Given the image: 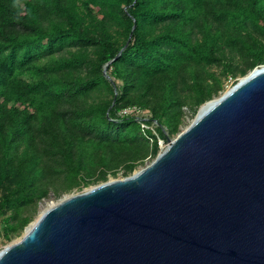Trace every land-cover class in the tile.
<instances>
[{"label": "trees", "instance_id": "1", "mask_svg": "<svg viewBox=\"0 0 264 264\" xmlns=\"http://www.w3.org/2000/svg\"><path fill=\"white\" fill-rule=\"evenodd\" d=\"M261 38L264 0H0L3 236L51 191L157 151L184 108L263 64ZM129 106L156 135L118 115Z\"/></svg>", "mask_w": 264, "mask_h": 264}, {"label": "water", "instance_id": "2", "mask_svg": "<svg viewBox=\"0 0 264 264\" xmlns=\"http://www.w3.org/2000/svg\"><path fill=\"white\" fill-rule=\"evenodd\" d=\"M166 141L135 175L52 204L0 264H264V67Z\"/></svg>", "mask_w": 264, "mask_h": 264}, {"label": "rangeland", "instance_id": "3", "mask_svg": "<svg viewBox=\"0 0 264 264\" xmlns=\"http://www.w3.org/2000/svg\"><path fill=\"white\" fill-rule=\"evenodd\" d=\"M101 18H102L101 15H97V13L95 14V19L100 20ZM260 40L262 44L264 45V38H261ZM261 67H264V62L261 65L254 66L253 68L247 70L245 74L238 73L235 78H231V77H227V79L222 78L221 90L216 95H213L205 103L200 105L196 109L195 113H191L187 108H184V114L180 119L177 131L172 133L169 136L170 141L174 140L179 133H181L184 129H186L194 121V119L196 118V116L198 115L202 107H204L207 103H210L222 97L224 94H226L231 89H233L241 80L249 76L254 70L260 69ZM219 71L220 69L218 68L214 69V72L217 73V75L219 74ZM146 111L151 116V112L149 110H146ZM163 130L166 135L167 130L165 128ZM154 132H155V128L153 127L152 133L155 134ZM157 144H158L157 151H152V149H149L148 154L143 159H139L136 162H134L132 164L133 166L131 169L127 168L124 165L120 166L117 169L112 168V167L110 169L99 167L98 169L94 171L92 176L86 180L88 181L87 184H81L80 186H74L71 189L60 191V192L51 191L47 198L43 199L35 207L29 209L26 212V215L30 217L31 220L28 223V225L24 227L22 231H20L17 234H13V235L11 234L9 239H6L1 232L0 252H2L5 248L10 246L11 244L19 241L24 236L27 228H29L31 225H33L38 220V218L40 217V214L42 213V211L46 209L48 205L51 206L52 204L58 203L60 200H62L65 197L84 193L94 187H97L109 181L121 180L124 178L131 177L135 175L136 173H138L140 170H142L143 168L148 166L151 162H153L157 158V156L160 155L168 145L167 141H163L159 138L157 139ZM103 171L105 173V178H99V176L103 175ZM0 222H1V231H2V227H3L2 218H0Z\"/></svg>", "mask_w": 264, "mask_h": 264}, {"label": "built area", "instance_id": "4", "mask_svg": "<svg viewBox=\"0 0 264 264\" xmlns=\"http://www.w3.org/2000/svg\"><path fill=\"white\" fill-rule=\"evenodd\" d=\"M118 115L120 117H134L140 124L142 131L149 130L153 132V127L155 123L153 122L151 125L148 124V121L150 120L151 116L144 109H141L137 106H129L121 109ZM0 234H1V222H0Z\"/></svg>", "mask_w": 264, "mask_h": 264}, {"label": "bare ground", "instance_id": "5", "mask_svg": "<svg viewBox=\"0 0 264 264\" xmlns=\"http://www.w3.org/2000/svg\"><path fill=\"white\" fill-rule=\"evenodd\" d=\"M204 109H205V108H204ZM49 207H50V205H48L44 211H46ZM44 211H42V213H43ZM42 213H41V214H42ZM41 214H40V215H41Z\"/></svg>", "mask_w": 264, "mask_h": 264}]
</instances>
